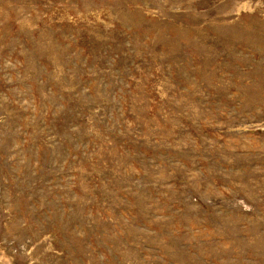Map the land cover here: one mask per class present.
I'll use <instances>...</instances> for the list:
<instances>
[{
	"label": "rangeland",
	"instance_id": "rangeland-1",
	"mask_svg": "<svg viewBox=\"0 0 264 264\" xmlns=\"http://www.w3.org/2000/svg\"><path fill=\"white\" fill-rule=\"evenodd\" d=\"M0 264H264V0H0Z\"/></svg>",
	"mask_w": 264,
	"mask_h": 264
}]
</instances>
